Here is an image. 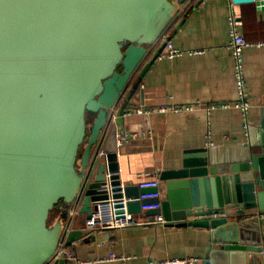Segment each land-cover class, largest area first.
Listing matches in <instances>:
<instances>
[{
  "label": "water",
  "instance_id": "water-1",
  "mask_svg": "<svg viewBox=\"0 0 264 264\" xmlns=\"http://www.w3.org/2000/svg\"><path fill=\"white\" fill-rule=\"evenodd\" d=\"M231 1L264 6V0ZM174 10L172 0H0V264H45L80 189L76 214L85 224L70 227L65 246L92 234L100 205L111 201L121 213L124 199L129 214L209 229L204 264H264V150L236 160L215 148L184 151L179 165L157 171L165 193L158 210L141 211L143 190L118 176L125 151L118 127L165 46L137 75ZM116 107L86 178L91 149ZM89 113L93 123L77 170ZM53 208L60 215L48 226ZM64 257L47 264H63Z\"/></svg>",
  "mask_w": 264,
  "mask_h": 264
},
{
  "label": "crops",
  "instance_id": "crops-1",
  "mask_svg": "<svg viewBox=\"0 0 264 264\" xmlns=\"http://www.w3.org/2000/svg\"><path fill=\"white\" fill-rule=\"evenodd\" d=\"M181 1L172 0L173 18L161 38L162 43L166 39L183 53L154 60L139 86L136 106L133 104L126 111L158 104L194 107L191 111H170L148 117L131 113L124 117V125L118 129L128 131L129 137L124 142V153L118 155L117 172L123 184L136 186L139 173H157L176 167L186 150L215 148L217 154L234 160L247 150L257 154L264 150L261 126L264 122V6L256 2L235 4L231 0ZM230 13L237 21V32L248 44L242 51L248 103L245 115L233 106L237 92L233 57L228 47ZM162 43L150 50L137 75ZM197 50L201 52L192 53ZM224 103L230 105L219 106ZM110 112L117 117L118 107ZM93 118L90 113L85 116L86 133L78 150L77 170H80ZM93 149L94 146L91 154ZM160 189L163 200L162 183ZM59 215L56 210L49 216L48 226ZM155 216L142 212L131 214L137 222L150 221ZM260 221L264 229V213ZM71 224L72 228L82 226L85 220L76 214ZM64 250L74 258L64 257L63 264H121L107 260L110 253L129 256L125 264H163L175 258H190L194 259L192 264H204L210 250V231L188 225L167 226L164 222L105 227L65 246Z\"/></svg>",
  "mask_w": 264,
  "mask_h": 264
},
{
  "label": "built area",
  "instance_id": "built-area-1",
  "mask_svg": "<svg viewBox=\"0 0 264 264\" xmlns=\"http://www.w3.org/2000/svg\"><path fill=\"white\" fill-rule=\"evenodd\" d=\"M230 29H229V42L228 47L232 52L233 57V69H234V78H235V87L237 92V99L233 103V106L240 109L242 113L245 115L248 108V103L246 101V88H245V80L243 74V65H242V51L248 44L244 40V38L237 32L236 25L237 21L235 20V16L230 13L229 16ZM161 41V36L159 37L158 43ZM163 43H165L163 52H161L157 58H174L176 56H180L183 51L177 49L172 46L170 41L163 39ZM258 45V44H256ZM157 44L155 45V47ZM200 50L193 51L192 53H200ZM230 104L224 103L219 104V106L228 107ZM193 105L187 106H176L172 104H158L154 106H137L130 110L125 111L123 117L133 114H139L144 116H150L153 114H162L165 112H179V111H191L193 110ZM116 115L113 112H110L106 123L102 130L100 131L99 137L94 145V149L91 154L90 161L85 169V177L90 178L93 175L94 168L98 158L102 155V147L107 136V133L112 124L115 123ZM246 127V124H244ZM129 137V133L126 130H120L117 133V144L119 146L123 145L125 141H127ZM157 173L155 172H142L138 174L139 181L137 183V187L139 190H143V192L139 193L137 200L140 201V210H158L161 208L162 194L160 189V181L157 177ZM82 190L80 189L72 201L70 205L68 219L63 223V227L60 232L59 241L54 253L48 258L45 262H51L60 256L64 255L66 258L73 259L74 256L71 252L65 251V238L68 233L73 216L76 215L77 209L79 207L81 198H82ZM122 206L120 207L121 213H115L114 203L108 201L100 205L98 209L94 212L92 216V227L94 230L108 228H119L126 226H133L136 224L142 223H156V222H164L162 216L157 214L150 221L145 222H137L131 217V214L127 212L125 206V200L122 201ZM202 216H197L196 218H201ZM107 260L119 261L121 264H125L126 260L129 259V256L117 255L114 253H110ZM194 259L190 258H175L169 261L163 262V264H192Z\"/></svg>",
  "mask_w": 264,
  "mask_h": 264
},
{
  "label": "trees",
  "instance_id": "trees-1",
  "mask_svg": "<svg viewBox=\"0 0 264 264\" xmlns=\"http://www.w3.org/2000/svg\"><path fill=\"white\" fill-rule=\"evenodd\" d=\"M56 208H53L51 211H50V214H49V216H51L56 210H55Z\"/></svg>",
  "mask_w": 264,
  "mask_h": 264
}]
</instances>
